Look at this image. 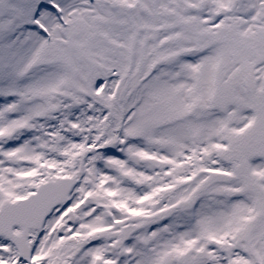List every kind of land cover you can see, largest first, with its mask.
<instances>
[{
	"label": "snow or ice",
	"instance_id": "1",
	"mask_svg": "<svg viewBox=\"0 0 264 264\" xmlns=\"http://www.w3.org/2000/svg\"><path fill=\"white\" fill-rule=\"evenodd\" d=\"M0 264H264V0H0Z\"/></svg>",
	"mask_w": 264,
	"mask_h": 264
}]
</instances>
